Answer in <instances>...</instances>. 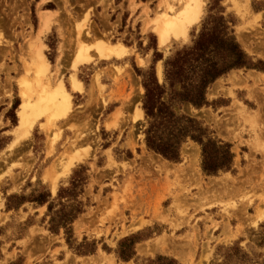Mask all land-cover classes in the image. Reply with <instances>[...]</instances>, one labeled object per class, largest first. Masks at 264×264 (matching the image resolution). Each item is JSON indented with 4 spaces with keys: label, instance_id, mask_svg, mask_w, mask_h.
Here are the masks:
<instances>
[{
    "label": "rangeland",
    "instance_id": "rangeland-1",
    "mask_svg": "<svg viewBox=\"0 0 264 264\" xmlns=\"http://www.w3.org/2000/svg\"><path fill=\"white\" fill-rule=\"evenodd\" d=\"M164 2L178 6V0H0V264H264V0H203L186 37L171 35L160 47L143 11L154 18ZM41 13L51 15L38 37ZM218 14L257 68L219 77L199 109L174 107L218 145H230V170L208 175L201 146L190 139L178 163L146 148L142 81L153 72L162 84L165 59L192 46ZM98 42L122 45L127 56L98 58L91 47ZM79 45L90 48L91 60L72 70ZM37 47L52 87L61 77L69 90L73 74L82 90L71 93L68 114L52 124L41 116L21 135L20 81L36 89L30 58ZM154 54L161 59L154 62ZM116 111L119 124L112 126ZM70 156L76 157L66 171ZM73 182L76 196L58 199ZM41 192L50 195V213L48 203L6 208L9 196ZM61 205L75 215L68 234L48 229Z\"/></svg>",
    "mask_w": 264,
    "mask_h": 264
},
{
    "label": "trees",
    "instance_id": "trees-1",
    "mask_svg": "<svg viewBox=\"0 0 264 264\" xmlns=\"http://www.w3.org/2000/svg\"><path fill=\"white\" fill-rule=\"evenodd\" d=\"M210 28L203 26L192 46L183 48L169 56L164 61L163 83L156 80L153 72L142 81L144 89L142 109L147 121L144 132V142L148 150L163 159L178 163L180 147L187 139L201 146L202 170L208 175L218 171L230 170L232 154L229 144L218 145L209 137L207 129L195 119L184 114H177L175 106L189 104L199 109L206 104L205 93L209 85L232 69H256L251 58L241 49L234 37L228 33V26L221 15L212 17ZM154 62L161 58L154 54ZM60 188L57 198L75 197L73 189ZM65 198V197H64ZM50 195L41 192L37 196L27 199L24 196H9L6 208L18 209L26 202L43 206L49 202ZM65 206L56 213V219L49 221V231L56 233L63 228L66 234L71 232L75 215L66 212ZM52 211L47 204V213ZM77 214L80 211L76 210ZM128 239H125L127 241ZM234 251L239 253L238 249ZM241 255L239 259H243Z\"/></svg>",
    "mask_w": 264,
    "mask_h": 264
},
{
    "label": "bare ground",
    "instance_id": "bare-ground-1",
    "mask_svg": "<svg viewBox=\"0 0 264 264\" xmlns=\"http://www.w3.org/2000/svg\"><path fill=\"white\" fill-rule=\"evenodd\" d=\"M166 2H164L165 7L163 12L160 14L154 13V18L149 17V12L143 11V15H146V18H144V22H146L145 27L148 28L151 26L152 30L157 36L160 47L167 45L171 35L174 38L186 37L188 28L200 20L204 4L203 0H178V6L176 7L175 4L173 5V2L172 4L170 2L167 5L165 4ZM47 13L51 12L48 11ZM50 15L51 14L41 13L39 29L37 31L38 37L48 30ZM91 47L96 52L98 58L101 59H124L127 56V48L122 45H111L108 43L98 42L94 43V45ZM89 49V47L79 45L77 48L78 51L75 53V58L72 63V70H77L82 64H87L90 62L91 57H89ZM30 60H32L31 64H33L32 69L35 68V78L32 76V78H34L33 83L37 87L35 90H32L35 86L33 87V84L28 83L27 79H22L20 81L22 102L18 106L16 114L21 135L28 133V129L32 128L36 119H40L41 116L47 118V121L45 120L46 123L52 124L55 120L64 116L65 113L68 114L71 109V93L79 94L82 90L81 82L77 80L73 74H70L69 90L66 89L65 85L61 81V77L56 79V85L54 87L49 84V81L46 78V72L49 69V64L44 53L41 51V48L37 47L33 49V59L30 58ZM156 72L157 77L161 79L160 63L157 64ZM33 91L35 92L36 96L34 99ZM142 116L143 112L140 110L139 117ZM118 117L119 111H116L112 114V126H118ZM107 126H111V123H108ZM75 157L70 156L68 157V160H66V171L71 166ZM52 187L53 192L54 186L52 185Z\"/></svg>",
    "mask_w": 264,
    "mask_h": 264
},
{
    "label": "crops",
    "instance_id": "crops-1",
    "mask_svg": "<svg viewBox=\"0 0 264 264\" xmlns=\"http://www.w3.org/2000/svg\"><path fill=\"white\" fill-rule=\"evenodd\" d=\"M42 4V3H41ZM45 3H43L42 5H44ZM49 11H54V9L53 10H49ZM106 85H109V84H106ZM76 95H78V94H76ZM110 104H116V102L115 101H112ZM117 106L115 105V107L114 108H116ZM152 223H153V221H152ZM154 224V223H153ZM150 225L151 224H149V225H147L146 227H150ZM159 237V236H158ZM150 240H153V238H151V239H149V241ZM54 248H60V246H53V247H51V249H50V251H52ZM155 254H161V251H159V250H155ZM44 259H45V257H44ZM136 258H134L133 260H135ZM63 261V260H62ZM61 260H60V262H62ZM25 263H26V261H24ZM144 262H145V260H144ZM24 263V264H25ZM121 264H129V261H124V262H120ZM134 264H139V260L137 259V260H135L134 261ZM140 264H143V262L142 263H140ZM145 264V263H144Z\"/></svg>",
    "mask_w": 264,
    "mask_h": 264
}]
</instances>
